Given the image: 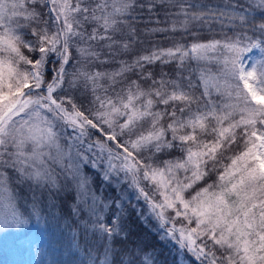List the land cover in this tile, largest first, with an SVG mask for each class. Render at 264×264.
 <instances>
[{"label": "snow or ice", "instance_id": "snow-or-ice-1", "mask_svg": "<svg viewBox=\"0 0 264 264\" xmlns=\"http://www.w3.org/2000/svg\"><path fill=\"white\" fill-rule=\"evenodd\" d=\"M33 221L63 264H264V0H0V233Z\"/></svg>", "mask_w": 264, "mask_h": 264}, {"label": "rangeland", "instance_id": "rangeland-1", "mask_svg": "<svg viewBox=\"0 0 264 264\" xmlns=\"http://www.w3.org/2000/svg\"><path fill=\"white\" fill-rule=\"evenodd\" d=\"M64 211L67 210L64 209ZM53 212L56 214L57 218L52 219V217L49 216L47 225H49L50 229L58 235L61 232H64L65 236H67L68 233L64 226L65 222L63 218L59 216L60 209H54ZM34 224L35 221L27 225L25 228L10 230L7 234L0 233V264H41L42 260V264H56L58 252L52 253L45 250L38 253L37 249L43 247L42 245L35 243L29 245L27 242L22 243L20 240L15 239L18 235L22 237L23 233L28 229H31ZM138 224L141 225L140 222ZM5 235H7L6 243L4 239ZM141 238L146 241H152V234L143 227ZM62 251L64 250H61L60 252Z\"/></svg>", "mask_w": 264, "mask_h": 264}, {"label": "trees", "instance_id": "trees-1", "mask_svg": "<svg viewBox=\"0 0 264 264\" xmlns=\"http://www.w3.org/2000/svg\"><path fill=\"white\" fill-rule=\"evenodd\" d=\"M138 223L139 222L137 221V219L135 217V214H133L132 217H131V224H130V226L133 229V235H134V237L141 238L143 226L139 225ZM151 239H152V241L148 240L147 242L149 244H151V245L156 246L158 249H160V251H161V258L162 259L171 260V258L167 256V248H165L163 246V244L159 243L157 241V239H156L155 236L152 235V238ZM61 250H63V249H61ZM60 251H58V253H57V261H59L60 263H63L64 261L71 262L73 260V256L72 255H70L69 253H67L65 251H62V252H60ZM76 259H83V257L82 256L81 257H76ZM42 261H41V264H42Z\"/></svg>", "mask_w": 264, "mask_h": 264}]
</instances>
